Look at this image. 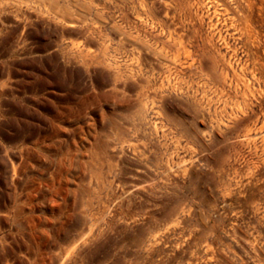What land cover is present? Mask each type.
Returning <instances> with one entry per match:
<instances>
[{
	"label": "rangeland",
	"instance_id": "374dc122",
	"mask_svg": "<svg viewBox=\"0 0 264 264\" xmlns=\"http://www.w3.org/2000/svg\"><path fill=\"white\" fill-rule=\"evenodd\" d=\"M0 264H264V0H0Z\"/></svg>",
	"mask_w": 264,
	"mask_h": 264
}]
</instances>
